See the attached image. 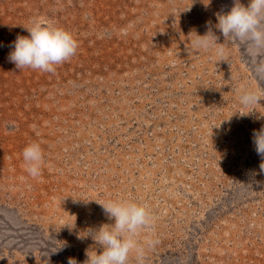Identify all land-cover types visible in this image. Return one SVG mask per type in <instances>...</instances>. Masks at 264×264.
Wrapping results in <instances>:
<instances>
[{
	"label": "rangeland",
	"instance_id": "374dc122",
	"mask_svg": "<svg viewBox=\"0 0 264 264\" xmlns=\"http://www.w3.org/2000/svg\"><path fill=\"white\" fill-rule=\"evenodd\" d=\"M232 4L0 0V264H84L99 249L79 235L113 222L96 201L118 199L153 217L138 237L154 241L144 264H264V157L252 139L264 99L240 102L264 95V51L215 28ZM33 18L78 41L53 73L9 60ZM209 28L219 43L193 48ZM31 142L44 154L35 178Z\"/></svg>",
	"mask_w": 264,
	"mask_h": 264
},
{
	"label": "clouds",
	"instance_id": "9594fccd",
	"mask_svg": "<svg viewBox=\"0 0 264 264\" xmlns=\"http://www.w3.org/2000/svg\"><path fill=\"white\" fill-rule=\"evenodd\" d=\"M217 21L215 28L223 37H233L247 43L250 52L264 51V0H248L246 5L241 0H233L229 11L217 14ZM25 28L28 35H18L9 53V60L18 69L27 67L53 73L58 65L76 54L78 41L66 28L39 18H33L31 26ZM194 32L196 39L190 42L195 49H208L219 43V37L211 28L204 35ZM216 54L223 57L224 49L217 48ZM261 99H264V95L259 91H243L240 96V102L245 106L259 103ZM252 139L255 150L264 157V126L253 131ZM23 160L27 173L34 178L39 177L44 164L41 144L29 143L23 149ZM96 202L102 206L108 220L113 222L88 228L84 237L79 235L80 238L90 237L99 249L92 247L86 250L84 264H128L130 253H135L137 264H144V244L151 246L154 243L148 238L143 243L138 239L141 230L150 229L153 224L148 208L131 199ZM69 264L78 262L75 258H69Z\"/></svg>",
	"mask_w": 264,
	"mask_h": 264
}]
</instances>
